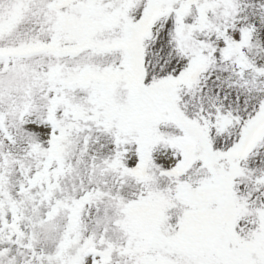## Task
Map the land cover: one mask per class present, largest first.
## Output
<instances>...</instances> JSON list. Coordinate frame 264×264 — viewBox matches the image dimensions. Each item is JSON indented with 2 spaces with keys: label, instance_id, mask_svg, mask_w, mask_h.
I'll list each match as a JSON object with an SVG mask.
<instances>
[{
  "label": "snow or ice",
  "instance_id": "obj_1",
  "mask_svg": "<svg viewBox=\"0 0 264 264\" xmlns=\"http://www.w3.org/2000/svg\"><path fill=\"white\" fill-rule=\"evenodd\" d=\"M0 264H264V0H0Z\"/></svg>",
  "mask_w": 264,
  "mask_h": 264
}]
</instances>
